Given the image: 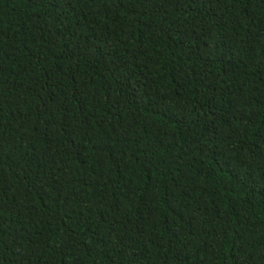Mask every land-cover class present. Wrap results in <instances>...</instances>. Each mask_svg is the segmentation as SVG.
<instances>
[{"label":"trees","instance_id":"1","mask_svg":"<svg viewBox=\"0 0 264 264\" xmlns=\"http://www.w3.org/2000/svg\"><path fill=\"white\" fill-rule=\"evenodd\" d=\"M0 264H264V0H0Z\"/></svg>","mask_w":264,"mask_h":264}]
</instances>
